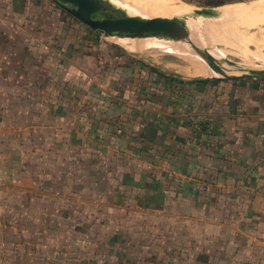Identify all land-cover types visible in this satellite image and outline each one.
<instances>
[{
    "label": "crops",
    "instance_id": "obj_1",
    "mask_svg": "<svg viewBox=\"0 0 264 264\" xmlns=\"http://www.w3.org/2000/svg\"><path fill=\"white\" fill-rule=\"evenodd\" d=\"M56 26L68 57L44 67L0 23L8 228L65 207L70 264H264V81L176 77Z\"/></svg>",
    "mask_w": 264,
    "mask_h": 264
},
{
    "label": "rangeland",
    "instance_id": "obj_2",
    "mask_svg": "<svg viewBox=\"0 0 264 264\" xmlns=\"http://www.w3.org/2000/svg\"><path fill=\"white\" fill-rule=\"evenodd\" d=\"M27 1L30 3V0H0V23L7 24L9 28L13 29L11 31L12 38L27 37L28 51L31 52L34 57H43L44 67L54 54H59L58 56H60L62 60L66 59L68 57V53H66L68 47L64 45L65 42L61 44V28H57L56 25L63 26L66 32L72 27L77 31L82 29L80 30L82 33L83 30H85L83 29L85 25L67 16L58 6L54 5L49 0H42L43 4H45V8L43 7L41 11L44 10V14L39 16L29 15V17L24 20L25 13L21 14L20 11L27 9ZM111 1L131 14L144 15L147 17L160 16L159 11L167 4V0ZM173 1L177 6H181L182 4L198 12L202 10V8L198 7H217L219 11L225 7L251 6L252 8H262L264 10V0H227V2L224 3L226 5L222 4L223 6L219 5V7L206 5V0H190L189 2L185 0ZM254 5L258 7H254ZM28 7L30 8V6ZM258 14L257 17L264 14V12L261 11ZM258 20L259 19L245 21L239 27L230 29H218L228 25L214 26L211 30L196 33L195 38L219 59L228 58L232 61L244 64L247 67L263 68L264 18L260 19L262 23L254 27L252 26V23ZM242 29L244 31H242ZM99 40L104 48L116 50L118 53H123L124 55H134L139 59L153 64L155 69L169 75L190 78L188 74L200 71L192 67L195 63L191 59L186 58L194 57L192 55L193 53L191 54L188 52L185 55L186 57H184L183 55L172 54L161 48H151L143 53H135L130 50L114 48L108 38L99 37ZM60 45L64 46L61 47L62 49L58 50V46ZM70 69L71 68L64 64L63 68H61V72L64 71L67 73ZM1 182L2 180H0V183ZM4 192L5 191H0V194ZM12 193L13 192H9L5 198L7 200L10 198L13 200L18 199V196H14ZM5 198L0 199V218L3 219V221L0 222V264H70L68 262L69 256L67 255L69 251L67 247L68 231L65 224L61 222L57 223L55 217L53 218V215L56 216L57 213L63 215L62 213L66 211L65 207H59L58 210L57 208L52 209L51 207H39L37 210L34 209L33 211H38V213H36L38 218H36V216L35 218L30 216L27 220L21 217V219L27 220L25 221L26 223L16 221L17 223H14L15 228L10 229L8 228L10 223L5 221L10 218L12 219L13 217H10L11 215L15 218H19V216H16L23 210L18 206L14 207L13 205H17L15 202L11 203L4 201L3 199ZM21 214H23L24 217L26 216L24 213ZM5 215L10 218H5L4 221ZM34 219L42 221L35 222ZM21 225H26L29 232L23 231L28 233H23L21 238H15V236L14 238H10L11 235L17 234Z\"/></svg>",
    "mask_w": 264,
    "mask_h": 264
},
{
    "label": "water",
    "instance_id": "obj_3",
    "mask_svg": "<svg viewBox=\"0 0 264 264\" xmlns=\"http://www.w3.org/2000/svg\"><path fill=\"white\" fill-rule=\"evenodd\" d=\"M49 1L96 34L108 38L110 43L120 50L128 49L114 39L126 38L142 43L149 40L160 43L179 42L189 52L198 55L220 71L219 76L196 78L264 81V67H247L228 58L219 59L195 38L186 23L160 16L131 14L111 0ZM198 8H202L199 14L201 18H214L220 15L217 7ZM224 66L229 67L231 73H225Z\"/></svg>",
    "mask_w": 264,
    "mask_h": 264
},
{
    "label": "bare ground",
    "instance_id": "obj_4",
    "mask_svg": "<svg viewBox=\"0 0 264 264\" xmlns=\"http://www.w3.org/2000/svg\"><path fill=\"white\" fill-rule=\"evenodd\" d=\"M172 1L173 0L166 1L167 4L163 6V8L159 11L160 16L164 18H170V19L173 18L176 21L186 23L188 29L194 35L199 32L202 33L207 30H211L213 29L214 26L228 25V26H224L218 29H230L233 27H239L245 21H253V20L259 19L258 21L252 23V26L254 27L262 23V20L260 19L264 18V14L257 17L259 15L258 13H260L261 11L264 12L262 8H252L251 6L225 7L219 10L220 15L218 17L201 18L199 16L200 12L195 11L194 9L188 6H184L182 4L181 6H177L174 4L175 2L174 1L172 2ZM254 7H258V6L254 5ZM229 24H234V25H229ZM242 31L244 30L242 29ZM114 41L126 46L128 50H130L131 52H135V53H143L151 48H161L172 54L174 53V54L183 55L184 57H186L185 56L186 53L189 52L187 49L181 46L179 42H174V41H165V42L160 43L155 40H149L147 42L142 43V42L126 39V38H118V39H114ZM192 55L194 57H186V58L191 59L195 63L192 67L200 71H196L192 74H188V76L190 77H213V76L220 75L219 69L216 68L214 65L203 60L198 55H195V54H192ZM224 72L231 73V71L226 66H225Z\"/></svg>",
    "mask_w": 264,
    "mask_h": 264
},
{
    "label": "trees",
    "instance_id": "obj_5",
    "mask_svg": "<svg viewBox=\"0 0 264 264\" xmlns=\"http://www.w3.org/2000/svg\"><path fill=\"white\" fill-rule=\"evenodd\" d=\"M185 1H190V0H185ZM227 2V0H206V2H205V4L206 5H210V6H218L219 7V5L220 6H223V5H226V4H224V3H226ZM223 4V5H222ZM65 13V12H64ZM66 14V13H65ZM67 16H69L68 14H66ZM70 18H72L71 16H69ZM152 70V69H151ZM154 71H156V70H154ZM156 72H158V71H156ZM195 81H202V82H207V81H210L211 80V78H195L194 79Z\"/></svg>",
    "mask_w": 264,
    "mask_h": 264
},
{
    "label": "built area",
    "instance_id": "obj_6",
    "mask_svg": "<svg viewBox=\"0 0 264 264\" xmlns=\"http://www.w3.org/2000/svg\"><path fill=\"white\" fill-rule=\"evenodd\" d=\"M101 38V36H99Z\"/></svg>",
    "mask_w": 264,
    "mask_h": 264
}]
</instances>
